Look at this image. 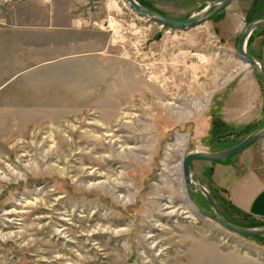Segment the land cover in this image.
Returning a JSON list of instances; mask_svg holds the SVG:
<instances>
[{
    "label": "rangeland",
    "instance_id": "obj_1",
    "mask_svg": "<svg viewBox=\"0 0 264 264\" xmlns=\"http://www.w3.org/2000/svg\"><path fill=\"white\" fill-rule=\"evenodd\" d=\"M136 1L184 19L216 0ZM84 2L0 0V264H264V235L200 213L212 207L188 198L180 167L264 126V82L237 52L264 0L182 28L88 0L93 19L114 11L117 38L77 22ZM261 34L246 43L259 59ZM190 168L226 220L264 226L230 196L247 178L264 184V136Z\"/></svg>",
    "mask_w": 264,
    "mask_h": 264
},
{
    "label": "water",
    "instance_id": "obj_2",
    "mask_svg": "<svg viewBox=\"0 0 264 264\" xmlns=\"http://www.w3.org/2000/svg\"><path fill=\"white\" fill-rule=\"evenodd\" d=\"M126 1L130 4V6L133 8L134 11L147 17L153 22H156L160 25H166L169 27L182 28L186 26L199 24L208 20L210 16H212L217 11L226 7L235 0H216L214 2L209 3L208 6H206L202 11L191 14L184 19H176L162 15L155 10H152L146 6L139 4L136 0H126ZM155 1L161 3H175L181 0H155ZM257 29H264V19L252 21L245 26L237 44V52L239 58L244 63L248 64L250 68L253 70V72L264 82V67L262 61L258 57H255L254 55L250 54L246 48V43L249 35L254 30ZM263 136H264V126L250 133L239 143L235 144L232 147L217 152H193L187 154L182 159V167H181L182 177L184 180V185L186 188V193L188 198L190 200H193L191 196V192L199 191L203 195H205L206 200L208 201V203L210 204L213 210V213L210 214V213H205L198 208L200 213H202L208 218L213 219L220 226H222L229 232L243 236H248V237H257L264 235V226L256 227V228L241 227L234 225L228 220H226L225 217L222 215L219 206L214 200L209 189L207 188L205 183L199 178V176L194 171L191 170L190 164L194 161L215 162L226 159L234 155L235 153L245 149L250 144L257 141ZM192 180H195V184H191L193 182Z\"/></svg>",
    "mask_w": 264,
    "mask_h": 264
},
{
    "label": "crops",
    "instance_id": "obj_3",
    "mask_svg": "<svg viewBox=\"0 0 264 264\" xmlns=\"http://www.w3.org/2000/svg\"><path fill=\"white\" fill-rule=\"evenodd\" d=\"M68 14H71V12L69 11ZM68 22L71 24L73 21L69 20ZM260 37H264L263 34H261ZM262 40L263 41L259 45L258 56L264 67V39ZM229 114H233V112L230 111ZM226 121L229 124H233L232 121H229L228 119ZM230 194L234 203L239 208L253 214L257 219L264 222V184H260L259 186H257V184L254 185V183H252V178H247L242 186L239 187V185H237L236 191H230Z\"/></svg>",
    "mask_w": 264,
    "mask_h": 264
},
{
    "label": "built area",
    "instance_id": "obj_4",
    "mask_svg": "<svg viewBox=\"0 0 264 264\" xmlns=\"http://www.w3.org/2000/svg\"><path fill=\"white\" fill-rule=\"evenodd\" d=\"M79 1H85V2H84V6H81L80 8H78L79 6L77 5V7L74 10L75 12L78 13L77 22L79 24L84 23L86 25L87 24L88 25H94V26L99 25L101 29H106L104 26H105V21L107 19L106 20H102L101 19V21H99V20H97L95 18L93 19L94 15H92V13H93L92 12V10H93L92 7H94V6L89 7L90 4H89L88 0H79ZM113 12L114 11L113 10H109L108 6H107L108 18H111V20L113 19V16H112L114 14ZM111 13H112V15H111Z\"/></svg>",
    "mask_w": 264,
    "mask_h": 264
},
{
    "label": "bare ground",
    "instance_id": "obj_5",
    "mask_svg": "<svg viewBox=\"0 0 264 264\" xmlns=\"http://www.w3.org/2000/svg\"><path fill=\"white\" fill-rule=\"evenodd\" d=\"M111 4V3H110ZM113 4V3H112ZM111 6V5H110ZM111 8H113V6L111 7ZM132 8V7H131ZM133 9V8H132ZM105 28H109V29H112V30H114V33H115V37L117 38L118 37V32H119V29H118V26H116V24L114 25L113 24V22H112V20H111V18H108L106 21H105V26H104ZM115 37H114V39H115ZM99 138H94V141H95V143H97V142H99ZM88 142V141H87ZM180 167H182V159H181V161H180ZM192 182V181H191Z\"/></svg>",
    "mask_w": 264,
    "mask_h": 264
},
{
    "label": "trees",
    "instance_id": "obj_6",
    "mask_svg": "<svg viewBox=\"0 0 264 264\" xmlns=\"http://www.w3.org/2000/svg\"><path fill=\"white\" fill-rule=\"evenodd\" d=\"M144 6H147V5H144ZM256 7H253V9L251 10V14H252V16H253V14H256L257 12H256Z\"/></svg>",
    "mask_w": 264,
    "mask_h": 264
}]
</instances>
